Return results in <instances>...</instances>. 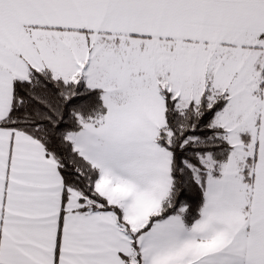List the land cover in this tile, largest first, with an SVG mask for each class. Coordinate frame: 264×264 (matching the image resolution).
I'll return each instance as SVG.
<instances>
[{
  "label": "snow or ice",
  "instance_id": "snow-or-ice-1",
  "mask_svg": "<svg viewBox=\"0 0 264 264\" xmlns=\"http://www.w3.org/2000/svg\"><path fill=\"white\" fill-rule=\"evenodd\" d=\"M0 264H264V0H0Z\"/></svg>",
  "mask_w": 264,
  "mask_h": 264
}]
</instances>
